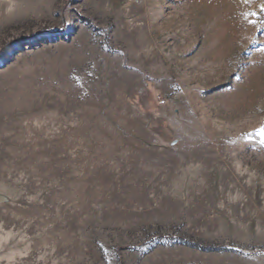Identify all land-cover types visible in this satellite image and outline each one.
<instances>
[{"label":"rangeland","instance_id":"rangeland-1","mask_svg":"<svg viewBox=\"0 0 264 264\" xmlns=\"http://www.w3.org/2000/svg\"><path fill=\"white\" fill-rule=\"evenodd\" d=\"M261 6L0 0V264H264Z\"/></svg>","mask_w":264,"mask_h":264},{"label":"snow or ice","instance_id":"snow-or-ice-1","mask_svg":"<svg viewBox=\"0 0 264 264\" xmlns=\"http://www.w3.org/2000/svg\"><path fill=\"white\" fill-rule=\"evenodd\" d=\"M245 2H247V0H245ZM261 12H264V6H261ZM255 15V14H253Z\"/></svg>","mask_w":264,"mask_h":264}]
</instances>
